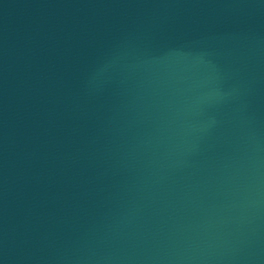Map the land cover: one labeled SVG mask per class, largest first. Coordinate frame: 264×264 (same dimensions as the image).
Listing matches in <instances>:
<instances>
[{"label": "water", "instance_id": "obj_1", "mask_svg": "<svg viewBox=\"0 0 264 264\" xmlns=\"http://www.w3.org/2000/svg\"><path fill=\"white\" fill-rule=\"evenodd\" d=\"M0 264H264V0H0Z\"/></svg>", "mask_w": 264, "mask_h": 264}]
</instances>
